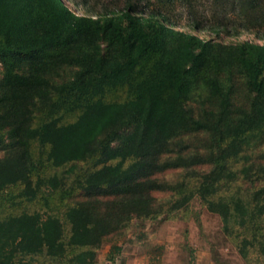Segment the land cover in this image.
<instances>
[{
    "label": "trees",
    "instance_id": "obj_1",
    "mask_svg": "<svg viewBox=\"0 0 264 264\" xmlns=\"http://www.w3.org/2000/svg\"><path fill=\"white\" fill-rule=\"evenodd\" d=\"M262 6L251 0L239 7L237 17L242 19L240 25L245 24L243 31L249 26L252 30L263 28L264 36ZM142 12L144 8L128 0L122 10H108L105 18L91 20L71 11L62 0H0V40L7 50L34 54L82 34L84 25H88L91 39L106 38L119 49L112 57L102 55L99 47L77 49L69 57L75 58L80 70L69 83L68 94L60 93V100L65 111L78 110L79 114L67 123H60L50 114L32 125L33 110L39 105L49 109L51 105L53 86L40 74L45 63L32 62L28 76L6 72L0 85V138L6 131L13 143L0 158V193L8 186L21 184L19 197L31 202L46 189L60 188L58 175L35 174L29 152L32 141L47 147L46 160L54 168L95 154L100 156L101 167L79 184L86 199L65 213L70 225L67 243L62 240V223L53 215L23 212L1 217L0 264H59L68 248L78 250L71 264H93L95 250L104 237L132 217L153 212L151 192L165 188L153 175L166 169L202 165L211 169L199 175L183 202L194 194L199 196L206 209L220 217L224 228L230 222L240 228L242 257L246 256L243 248L257 245L264 260V185L252 196L227 194L219 189L222 181L233 182L238 174L244 180L250 178V168L234 172L226 160L237 157L247 136L264 124V45L246 44L232 53L247 91L262 100L254 101L250 109L235 118L228 110V98L223 96L221 109L198 120L184 104L189 93L188 69L203 61L207 53L216 64L217 55L208 52L214 45L189 33L172 34L165 25L167 19L159 20L151 14L144 17ZM233 26L230 32H239ZM141 61L146 62V71L132 87L130 99H96L106 88L128 83ZM218 92L220 87L212 85L210 97L216 98ZM127 127L132 131L113 147ZM196 130L211 137L214 151L210 155L169 156L161 161L171 153L170 143L177 135ZM175 188L184 194L182 184ZM37 257L44 259L38 261Z\"/></svg>",
    "mask_w": 264,
    "mask_h": 264
},
{
    "label": "rangeland",
    "instance_id": "obj_2",
    "mask_svg": "<svg viewBox=\"0 0 264 264\" xmlns=\"http://www.w3.org/2000/svg\"><path fill=\"white\" fill-rule=\"evenodd\" d=\"M127 1L74 0L75 3H72L69 0H62L71 11L91 20L105 18L108 16V10L113 12L122 10ZM133 1L145 9L140 15L146 17L151 14L159 20L167 19L165 25L172 34L189 33L200 38L203 43L214 45L208 52L217 55L219 60L216 64L207 53L203 61L191 64L188 69L189 93L184 104L196 119L203 120L210 111L216 112L221 109L220 102L223 96L228 98V110L235 118L241 111L250 109L254 101L262 100L247 91L243 73L232 54L233 49L242 45L251 43L264 45V36L261 34L263 28L252 30L249 26L248 31H243L245 24H239L242 23V19L237 17L239 7L251 0ZM257 2L262 3L264 9V0ZM233 25L237 26L239 32H230L229 27H234ZM82 31H84L82 34L69 41L49 45L34 54H17L7 50L0 40V85L8 71L28 76L32 62H43L46 65L40 74L53 86L51 105L49 109H42L39 105L33 110L32 125H38L46 117L49 118L50 114L53 118L59 119L60 123L71 122L79 114L78 110L65 111L63 100H60V93L68 94L69 83L80 70L75 58L69 59L77 49L94 50L95 47H99L101 54L107 57L118 53V47L106 38L91 39L88 36L90 32L88 25H84ZM146 67V62L141 61L128 83L108 87L96 99L104 102H123L130 99L132 87L143 76ZM262 75L264 76V68ZM212 85L220 87L216 98L210 97ZM78 102L76 101V104ZM131 131V127L122 130L112 146H119ZM1 136L0 158L13 143L6 131H2ZM245 141L241 153L235 158L227 159L226 165L234 172L241 171L243 167L250 168V178L244 180L243 175L238 174V178L236 177L233 182L222 181L219 189L223 193L240 192L241 195L252 196L264 185V124L259 130L249 134ZM47 151L46 146L36 141L30 143L29 152L33 169L35 174L58 175L61 179L60 188L46 189L35 200L28 202L19 197L23 185L8 186L0 193V218L23 212L39 213L43 217L53 215L62 223V240L67 243L70 225L65 213L76 203L86 199L79 184L101 167L100 156L95 154L86 160L54 168L46 160ZM170 151L171 153L164 155L161 161L169 156L187 157L206 153L210 155L214 147L211 137L205 131L196 130L177 135L170 143ZM210 169V166L202 165L189 169H166L153 175L152 178L165 187L161 191L151 192L153 212L147 216L132 217L104 237L99 248L95 250L93 264H121L115 261L122 259L125 261L135 256L149 259V264H264L257 245L246 246L243 248L246 256L240 255L242 237L238 236L240 228L237 225L230 222L227 228H224L220 217L210 213L195 194L187 202H183L189 191L197 184L199 175ZM180 184L185 191L183 195L175 188ZM261 224L264 227V213ZM75 252L78 250L68 248L63 261L59 264H71L70 259ZM111 257L115 261H109ZM43 259L37 257L38 261Z\"/></svg>",
    "mask_w": 264,
    "mask_h": 264
},
{
    "label": "crops",
    "instance_id": "obj_3",
    "mask_svg": "<svg viewBox=\"0 0 264 264\" xmlns=\"http://www.w3.org/2000/svg\"><path fill=\"white\" fill-rule=\"evenodd\" d=\"M149 259H144L142 257L135 256L134 258H127L125 261H115L116 263H123V264H149Z\"/></svg>",
    "mask_w": 264,
    "mask_h": 264
}]
</instances>
